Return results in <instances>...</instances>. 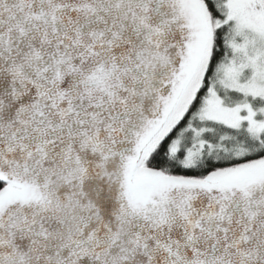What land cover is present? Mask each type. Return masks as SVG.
I'll return each mask as SVG.
<instances>
[{"label":"snow or ice","instance_id":"obj_1","mask_svg":"<svg viewBox=\"0 0 264 264\" xmlns=\"http://www.w3.org/2000/svg\"><path fill=\"white\" fill-rule=\"evenodd\" d=\"M0 264H264V0H0Z\"/></svg>","mask_w":264,"mask_h":264}]
</instances>
